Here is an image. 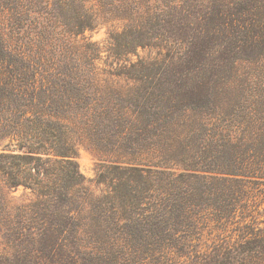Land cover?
Here are the masks:
<instances>
[{"label":"trees","instance_id":"16d2710c","mask_svg":"<svg viewBox=\"0 0 264 264\" xmlns=\"http://www.w3.org/2000/svg\"><path fill=\"white\" fill-rule=\"evenodd\" d=\"M179 1L161 0L157 5L151 0H10L12 10L6 14L5 23L0 19V25L6 26V37L2 31L0 36L8 56L4 77L0 78V175L10 187L32 188L39 199L33 209L27 204L16 206L27 222L21 227L10 226L7 218L11 200L0 188V232L32 240L34 256L50 251L61 254L74 244L78 252L107 255L114 249L145 247L139 245L142 242L123 245L112 236L105 242H76L87 228L78 218L79 214H86L81 210L90 200L83 197L76 206L73 204L71 190L87 186L86 178L71 160L75 153L74 133H84L91 145H105L115 155L127 157V152L133 155L129 161L137 162L129 166L115 164L107 175L102 171V176L112 180L110 195L95 206L117 214L139 204L151 214L154 209L158 212L157 204L151 203L157 195H150L149 190L154 192L164 183H175L172 179L187 181V173H174V177L171 170L164 168L174 158L162 150L161 137L168 131L173 133L171 127L177 116L189 124L186 118L193 112L200 110L203 114L211 106L216 133L210 155L216 161L213 169L218 186H203L204 192L208 189L225 200L231 191L233 202L245 200L247 205L252 200L249 187L264 193V188H260L264 185V101L255 106L252 98H243L251 89L253 66L263 65L264 71V0L251 10L237 2L228 12L232 28L223 36L231 42L190 44L175 60L170 58L164 61L168 62L165 65L156 63L154 70L160 73L150 68L147 73L138 74V79L149 76L154 89L148 91L114 87L103 90L96 82L95 62L88 56L83 60L72 47L70 37L93 28L99 11L129 19L125 27L154 28L166 24L172 28L177 24L174 21L179 8L181 13L186 10ZM216 11L214 8L212 13ZM162 13L168 15L163 18L164 24L160 22ZM32 29L36 30L39 50L28 54L25 45L34 39ZM243 104L245 109L241 110ZM233 129L241 133V147L234 161L229 140ZM179 136L178 131L176 136L173 133L167 144L179 142ZM5 139L9 142L2 145ZM127 148L130 150H124ZM146 149L150 156H140ZM143 184L148 191L139 190ZM50 193L54 194L52 209L41 202ZM159 206L164 215L182 210L175 202ZM31 213L39 218L27 220L26 215ZM90 219L94 222L92 230L105 231L107 216ZM2 223L7 226L1 228ZM177 223L182 225L179 220L165 224L146 217L142 222L136 220L135 226L141 224L139 228L152 230ZM129 225L134 227L132 222ZM162 246L168 245L163 242ZM241 253L244 256L237 264H264V233L251 232ZM0 264H18L17 255H1ZM222 264L232 262L224 259Z\"/></svg>","mask_w":264,"mask_h":264},{"label":"rangeland","instance_id":"374dc122","mask_svg":"<svg viewBox=\"0 0 264 264\" xmlns=\"http://www.w3.org/2000/svg\"><path fill=\"white\" fill-rule=\"evenodd\" d=\"M151 1L157 5L161 4V0ZM9 2L10 0H0V19L3 23H5L6 14L12 10ZM180 2L181 5H185L186 10L181 13L179 8V12L175 16L177 20L173 17L174 23L177 24L172 28L165 26L163 18L165 19L168 15L164 13L160 20L164 25L154 28H137L125 27L129 19L96 10L98 17L95 26L78 35H72L70 37L72 47L83 60H86L88 56L92 62H95L97 66L96 82L103 90L114 87L131 92L138 88L141 89V92L148 91L154 89L149 82V76L138 79V74L147 73L150 68L154 70L156 63L165 65L168 62L164 61H168L170 58L175 60L182 56L184 48L190 44L214 45L231 42V39L223 36V33L225 34L232 28V19L229 18L228 12L233 10L237 2L251 10L255 4L259 6V2L262 0H180ZM214 8L217 10L215 14L212 13ZM257 9L258 7H256ZM3 23L0 25V31L4 35L6 26ZM30 34L34 39L30 38L31 44L25 46L28 54H35L39 50L38 36L36 30L33 29L30 30ZM93 57L95 58L93 59ZM7 58L3 36H0V78L4 77ZM154 71L156 72V70ZM123 72H129V74ZM157 72L160 73V70ZM153 73L151 72V74ZM250 87V91L245 93L243 98L245 100L252 98L255 106H260L264 101L263 65L253 66ZM240 109L244 110L245 104ZM204 110L203 114L198 110L193 112L190 118H186L191 125L190 123L186 124L179 116L175 118L174 126L171 129L173 128L172 132L175 136L177 131L179 132V142L167 144L168 139L173 136V133L169 131L164 137H161L164 144L161 147L162 150L174 158L164 168L171 170L176 175L181 172L187 173L185 174L187 181L172 179L175 183H164L163 186L154 188V192L148 191L145 184L138 186L139 190L148 191L153 196L157 195V199L154 197L155 199L151 200V203L157 204L158 212L154 209V212H150L151 214L146 211L145 206L139 204L124 210L121 209L117 214L98 209L95 204H99L102 199H106V196L110 195L111 187L109 185L112 182L110 177L106 178L101 175L102 171L105 173L104 175H107V171L112 169L111 167L115 164L129 166L130 164L137 165V162H130L129 158L133 155H129L127 152H125L127 157H121L113 152H108V147L105 145L99 143L91 145L90 140L85 139L84 133L72 135L75 153L72 154L71 160L77 164L80 172L86 178L87 185L76 186L71 190L73 204L76 206L83 197H88L90 200L89 204H85L86 208L81 210L86 214H79V221L86 223L87 228L83 234L79 235L80 238L76 239V242L78 244L89 243L97 239L96 242H105L104 240L112 236L115 240L118 238L123 245L126 243L138 245V242H142L139 245L145 247L136 250L131 248L114 249L107 255L106 253H89L88 250L78 252L75 249L77 245L74 244L70 245L73 252L67 248L61 254L50 251L44 253L43 256H34L32 240L27 238L28 240L25 241L23 238L17 239L12 235H6L5 232H0V256L17 255L18 264H222L224 259L225 262L230 260L232 264H237V260H241L244 256L241 253V247L246 243L250 233H264V193L249 187L251 199L254 200H250L247 205L245 200L240 203L233 202L232 197H229L231 191L225 200L218 199L208 189L204 192L203 186H218L215 182L216 173L213 169L216 168V161L210 155L214 147L213 141L216 133L215 119L211 106ZM229 140L231 159L234 161L241 147V133L235 129L229 131ZM8 142V139H5L2 145ZM124 150H130V148ZM142 152L143 155L140 156H150L147 149ZM194 173L198 176L190 175ZM175 174L174 177H176ZM262 187L264 188V185L260 186V188ZM0 188L2 194L11 200L10 215L7 218L10 226L19 227L20 225L21 227L27 221H23L20 212L15 207L27 204L32 209L36 208L39 199L36 191L23 185L10 187L1 175ZM50 194L51 196L42 198L41 202L52 209L51 198L54 194ZM156 200L159 202H155ZM118 201L120 200L117 199ZM173 202L180 205L182 210L176 211L175 215H168V213L164 215L159 205L165 206ZM150 205L152 206V204ZM235 206L237 207L236 211L232 213ZM230 214H233V217ZM92 216H107L108 223L105 224V231L92 230L94 227V222H90ZM32 217L39 218L35 213L26 215L27 220H31ZM146 217H151L153 220L158 219V222L165 224L179 220L182 225L177 223L174 227L169 225L168 228L157 227L152 230L145 227L139 228L141 224L138 227L135 226L136 220L142 222L146 220ZM121 218L123 219L121 220ZM118 221L119 227L117 228ZM131 222L134 223L133 228L129 225ZM6 226L7 224L2 223L1 228ZM96 232H99L98 235ZM163 242L168 246L161 247ZM35 257L38 258L35 260Z\"/></svg>","mask_w":264,"mask_h":264}]
</instances>
